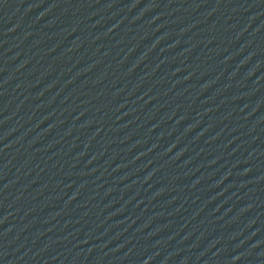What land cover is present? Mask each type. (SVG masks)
<instances>
[{
  "label": "water",
  "instance_id": "95a60500",
  "mask_svg": "<svg viewBox=\"0 0 264 264\" xmlns=\"http://www.w3.org/2000/svg\"><path fill=\"white\" fill-rule=\"evenodd\" d=\"M0 264H264V0H0Z\"/></svg>",
  "mask_w": 264,
  "mask_h": 264
}]
</instances>
